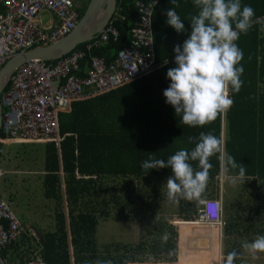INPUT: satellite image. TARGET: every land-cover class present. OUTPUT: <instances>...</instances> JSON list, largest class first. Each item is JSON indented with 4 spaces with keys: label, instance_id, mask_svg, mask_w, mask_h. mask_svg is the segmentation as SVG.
I'll return each mask as SVG.
<instances>
[{
    "label": "trees",
    "instance_id": "1",
    "mask_svg": "<svg viewBox=\"0 0 264 264\" xmlns=\"http://www.w3.org/2000/svg\"><path fill=\"white\" fill-rule=\"evenodd\" d=\"M136 1L150 0H117L113 25L119 39L92 51L91 57L110 63L128 45L129 32L137 22ZM88 2L81 8L80 17ZM177 3V14L186 29L181 34L160 14L163 0H158L154 8L155 67L151 73L106 95L73 103L69 113L59 114L63 139L58 147L55 143L46 145L43 178L44 196L55 203V231L45 233L35 245L46 264H96L97 260L112 264H174L178 255L175 226L166 222L139 225L120 242L116 223L138 220L139 211L153 208L149 204L159 206L161 211L173 208L184 221L196 219V201H168L166 180L172 175L171 170L151 169L147 173L141 164L149 158L166 161L182 148L191 149L194 145L188 143V137L200 132H211L222 139L226 152L246 167L243 181L234 173L225 172L227 178L239 180L235 183L240 197L247 193L250 199H246V207L236 205V198L221 207L226 213L221 229L223 264L227 253L233 250L239 253L234 264L242 262L243 244L264 235V0H241L242 6L254 9V20L259 19L237 41L244 54L243 85L238 93H230L234 100L231 109L203 128L181 123V116L175 115L163 95L170 84L167 71L175 67L174 46L182 45L188 38L190 18L198 11L193 0ZM83 48L81 45L74 51ZM3 139L0 133V142ZM210 162L213 167L202 199L212 198L215 186V196L219 195L218 181L224 168L217 157ZM249 185L255 187L254 191L248 190ZM100 225H114L116 240L106 238L107 242H103L98 235ZM29 243L30 238L24 237L16 246ZM13 245L15 242L2 252L3 257ZM23 252L17 256L18 264H26L29 259L28 248ZM182 257L180 252L178 263Z\"/></svg>",
    "mask_w": 264,
    "mask_h": 264
},
{
    "label": "built area",
    "instance_id": "2",
    "mask_svg": "<svg viewBox=\"0 0 264 264\" xmlns=\"http://www.w3.org/2000/svg\"><path fill=\"white\" fill-rule=\"evenodd\" d=\"M82 4L83 0H0V70L17 55L67 37L80 19ZM157 4L158 0L135 2L137 22L129 32V43L110 63L90 54L118 41L113 25L116 11L101 34L84 44L83 51H73L50 63L26 62L17 68L0 94V133L4 139L21 144L55 143L58 147L63 139L58 117L71 104L106 95L151 73L155 67L153 11ZM43 12H49L55 22L44 23L40 17ZM197 204L192 223L220 230L224 224L220 199H201ZM20 235L22 227L0 195V264H8L2 252ZM26 264L46 263L35 253Z\"/></svg>",
    "mask_w": 264,
    "mask_h": 264
},
{
    "label": "clouds",
    "instance_id": "3",
    "mask_svg": "<svg viewBox=\"0 0 264 264\" xmlns=\"http://www.w3.org/2000/svg\"><path fill=\"white\" fill-rule=\"evenodd\" d=\"M179 7L177 0H170ZM198 10L190 18L191 31L182 45L174 46L175 67L167 71L169 87L164 90L165 102L181 116V123L192 128H203L218 116L227 113L234 104L230 93H238L243 85L241 64L243 51L237 41L247 35L254 23L255 11L241 0H193ZM166 10V23L177 34L186 31L185 24L175 11ZM123 54V53H122ZM191 149L182 148L166 161L149 158L141 164L148 173L151 169L169 168L172 175L166 180L168 201L178 204L180 200L201 201L210 180L212 157H217L225 172L234 173L243 181L245 165L238 163L226 152L222 139L211 132L189 136ZM164 239H168L165 234ZM253 258L264 253V235L242 246ZM239 253H227L225 264H234ZM96 264H112L97 260Z\"/></svg>",
    "mask_w": 264,
    "mask_h": 264
},
{
    "label": "rangeland",
    "instance_id": "4",
    "mask_svg": "<svg viewBox=\"0 0 264 264\" xmlns=\"http://www.w3.org/2000/svg\"><path fill=\"white\" fill-rule=\"evenodd\" d=\"M87 1L89 0H83V4L85 5ZM40 17L44 23H48L53 16L49 12H43ZM45 161V143H11L3 145V149L0 150V170L3 172V176L0 178V195L8 205L14 218L19 222L20 227H22V238H30V243L25 244L22 248L24 251L23 253H26V248H28L29 258L37 253L35 245H38V239L45 233L55 231V203L46 199L44 196L43 178L45 175ZM220 174V181L218 182L222 189V208L224 207L223 204H226L227 201L233 202L235 196L237 198L235 200L237 203L236 205L248 206L245 203L246 199H250V194L244 193L242 197H240V193L237 192V184L230 182L229 178L225 179V171L223 175L222 169ZM249 186L248 190L254 191L255 187H253V185ZM213 194L216 195V186L213 189ZM225 216L226 213L222 210V221H224ZM107 226L100 225L98 227L99 237L102 238L103 242H107L106 238L115 241L116 239L113 235L115 231L112 233L114 225ZM30 227L33 233H30ZM201 231L203 232V229ZM22 238H17L16 243L18 244L19 239L22 241ZM219 250L222 252V247ZM243 250L244 251L240 253V255H242V260H246V258L249 257L253 258L247 250L244 248ZM180 252L183 257L182 261L178 264H202L199 260L185 258L184 253L182 251ZM263 254L257 253V256H263ZM219 263L220 262H218V264Z\"/></svg>",
    "mask_w": 264,
    "mask_h": 264
},
{
    "label": "crops",
    "instance_id": "5",
    "mask_svg": "<svg viewBox=\"0 0 264 264\" xmlns=\"http://www.w3.org/2000/svg\"><path fill=\"white\" fill-rule=\"evenodd\" d=\"M163 4H164V10L162 12H160V14H162V16L164 15V17L166 18V15H165L166 10L169 9L170 7L173 8L175 6L170 2V0H163ZM0 11H1V7H0ZM175 11L178 12V7H175ZM50 22H52V23L55 22V18H51L48 23H50ZM48 23H46V24H48ZM107 45H105L104 47H106ZM84 47H85V45H84ZM83 50H84V48H83ZM90 56H91V54H90ZM94 98H96V97H94ZM89 99H92V98H89ZM89 99H83V100H80L78 102H81L84 100H89ZM75 103H77V102H75ZM70 111H71V106L66 111V113H69ZM0 143H1V149H3V145L11 144V143H18V142L3 139ZM36 143H44V142H36ZM45 144L47 145L48 143H45ZM222 171H223V175H224V169ZM1 173L3 176L2 171H1ZM224 177H225V179H227L226 175H224ZM229 181L234 182V183L236 181L239 182V180L235 177L229 178ZM227 187H228V184H227ZM221 193H222V189L220 188L218 198L220 199L221 203H223V200L221 199ZM215 197H216L215 195L212 196V198H215ZM235 198H236V196H235ZM149 205L153 206V208L149 207L150 209H146L144 211L143 210L139 211L138 220L131 221V222H123L122 221V222L116 223L117 232H118L117 233L118 241L121 242V241L125 240V238L128 237L127 234L133 233L139 225H145L148 223L166 222L167 224H172L173 226H175V229L178 232V255H177V261L174 264H177L179 261L180 251H182L184 253L185 258H189L192 260H205L203 262L210 263V264H218V262H220L219 264H222L223 257H222L221 251L219 250L222 247V244H221V241H222L221 229H222V227L220 230H218V229H214V227L199 226V225L192 223V221H184L182 218H180V216L176 215L177 210H175L173 208H171L170 211H168V210H162L161 211V210H159V206H156L153 204H149ZM186 223L192 225V226H189V225H187V226L193 227V229H189V227L183 225ZM202 229H203V232L201 231ZM211 229H214L216 232L214 230H211ZM29 231H30V233H33V230L31 229V227H30ZM22 237H23V235H20L18 238H22ZM183 238H184V242H182ZM131 241H134L133 237L131 238ZM19 242H21V239H19ZM19 242H18V244H19ZM18 244L15 241V245H13L14 247L12 246L13 248H11V249L9 248L5 251L4 258L7 260L8 264L20 263V260L17 259V256L22 255V251H23L22 248L24 247L25 244L22 247L21 246L17 247L16 245H18ZM239 264H264V254H263V256H261V255L257 256V254H256V258H251V257L246 258V260L245 259L242 260V262H240Z\"/></svg>",
    "mask_w": 264,
    "mask_h": 264
},
{
    "label": "water",
    "instance_id": "6",
    "mask_svg": "<svg viewBox=\"0 0 264 264\" xmlns=\"http://www.w3.org/2000/svg\"><path fill=\"white\" fill-rule=\"evenodd\" d=\"M117 0H89L75 29L57 44L34 48L7 61L0 70V94L12 73L26 62H54L101 34L116 11ZM1 121V108H0Z\"/></svg>",
    "mask_w": 264,
    "mask_h": 264
}]
</instances>
